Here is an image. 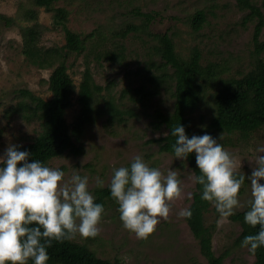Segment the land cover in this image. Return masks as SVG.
<instances>
[{
    "label": "rangeland",
    "instance_id": "rangeland-1",
    "mask_svg": "<svg viewBox=\"0 0 264 264\" xmlns=\"http://www.w3.org/2000/svg\"><path fill=\"white\" fill-rule=\"evenodd\" d=\"M252 1L264 15V0ZM31 4L32 0H0V11L13 18L9 23L0 19V157L5 156L9 144L28 142L39 130L35 120L26 121L16 113L10 115L6 111L17 100L18 89L28 88L44 98L51 95L47 80L52 68H39L21 53L20 28L32 22L25 20L23 13ZM57 5L69 11L67 26L87 36L85 49L80 53L71 52L66 58L76 89L81 72L88 64L97 83L104 85L111 81V92L123 114L117 119L110 118L103 111L96 113L79 138L75 139L82 151H65L52 157L48 166L64 171L65 180L73 170L81 176L88 175L89 191L96 200L98 191L108 187L113 169L130 167L137 155L164 174L169 169L177 171L183 188L181 198L171 202L169 219H161L155 232L146 240L137 239L123 228L118 204L107 196L102 201L105 212L99 225V235L94 238L77 236L74 240L86 243L100 257L118 259L120 264L206 263L186 219L177 216L191 202L195 184L188 177L194 173L185 160L160 151L156 140L167 132L156 112L166 114L172 111L173 80L167 76L156 84L147 79L148 58L159 59L153 54L155 40L142 30L131 31L124 37L118 32L127 25L142 24L145 20L141 13L150 12L153 18L148 23L149 31L168 32L176 50L183 56L196 46L201 52L203 64L209 61L220 63L227 66L225 76L239 77L255 61L253 33L256 19L249 17V9L240 8L236 0H62ZM33 8L37 10V20L41 25L40 44L63 45V31L53 24L51 12L43 7ZM198 9L204 11L205 21L201 28L193 30L190 19ZM259 38H264V27ZM105 51L114 52L116 59L106 58ZM119 52L121 57L117 54ZM261 56L264 58V53ZM171 70L167 68L166 71L170 73ZM75 97L76 93L73 94V105L66 111L68 123L78 112ZM211 115L209 100L193 111L190 116L192 136L207 133L219 140L222 134L223 139L219 142L237 158L238 164L241 163L238 173L250 176L254 166L250 160L255 159V149L264 146V128L255 130L248 138H242L237 133L211 129ZM96 177L104 181L103 187L96 186ZM249 183L246 179L240 190V202L244 206L236 211L247 207L251 198ZM260 183L264 184V180ZM219 219V214L210 204L204 213V222L212 231L214 253L223 255L224 264H255L254 255L242 244L235 243L241 231L239 222L229 217L218 226Z\"/></svg>",
    "mask_w": 264,
    "mask_h": 264
},
{
    "label": "trees",
    "instance_id": "trees-1",
    "mask_svg": "<svg viewBox=\"0 0 264 264\" xmlns=\"http://www.w3.org/2000/svg\"><path fill=\"white\" fill-rule=\"evenodd\" d=\"M62 0H32V6L24 11L25 20L31 21L20 28L21 53L33 65L39 68L51 67L48 76V88L50 97L44 98L35 94L28 88H20L17 91V100L6 108L8 114H17L26 121L35 120L39 130L33 138L14 146L19 151L30 153L29 162L41 161L48 166V161L61 155L65 151L79 153L82 147L77 145L83 129L99 111H103L110 118H121V110L111 92V81L102 85L94 80L88 64L81 72L77 89L72 76L68 71L67 55L71 52L80 53L86 47L87 36L70 29L67 26L69 11L66 7L57 5ZM240 8H248L249 17H254L256 23L253 33V51L255 61L252 67L243 75L236 77L225 76L227 66L217 62H201V52L194 46L187 56H183L176 50L173 38L168 32L153 33L148 29V23L153 15L150 12H142L144 17L142 24L127 25L118 32L122 37L131 31L145 32L155 43L152 44L153 54L159 57L154 60L148 58L147 79L159 84L168 76L173 80L172 95L174 97L173 109L170 113L156 112V117L165 125L168 136L162 135L156 139L160 151L174 154L172 144L175 137L171 136L172 129L181 125L185 128L186 135L192 137L191 114L204 101H210L212 115L209 127L218 132L237 133L242 138H248L255 130L264 128V38L260 39V32L264 27V15L260 8L252 0H236ZM43 7L51 12L52 22L60 26L65 43L61 46H44L40 44L41 25L38 22L37 10L33 7ZM0 19L7 23L12 17L0 11ZM205 21V13L202 9L196 10L190 25L193 30L201 28ZM91 35V33L89 34ZM88 35V36H89ZM121 57L122 53L119 52ZM114 52L105 51V57L116 59ZM167 68L172 70L168 73ZM78 104V112L71 123L66 120V111L73 105V94ZM195 175H200L195 162V153L185 160ZM5 165L0 164V167ZM111 198L109 187L98 191L96 203L102 204L104 197ZM202 186L195 184L192 199L187 208L192 211L190 219L185 218L193 235L199 242L201 253L206 258V263L197 264H224L223 255H216L212 249V231L204 222V213L209 208V202L202 200ZM113 200V199H112ZM114 201V200H113ZM245 207L236 211L230 218L238 221L241 231L235 239L236 244H242L246 235L255 234L259 226L253 228L244 221ZM49 260L47 264H120L118 259L110 260L100 257L86 243L76 240L63 243L53 242L47 249ZM255 264H264V247L259 248L255 254ZM29 264H34L29 260Z\"/></svg>",
    "mask_w": 264,
    "mask_h": 264
},
{
    "label": "clouds",
    "instance_id": "clouds-1",
    "mask_svg": "<svg viewBox=\"0 0 264 264\" xmlns=\"http://www.w3.org/2000/svg\"><path fill=\"white\" fill-rule=\"evenodd\" d=\"M168 136V133L164 134ZM174 156L186 160L195 153L200 175L190 174L194 184L202 186V200L213 205L221 222L244 205L240 190L246 179L250 181V199L244 221L258 232L246 235L242 247L255 252L264 247V146L255 149L251 175L238 173L237 158L210 134L189 138L185 128L172 129ZM251 152L252 149H249ZM30 153L19 151L9 144L0 157V264H47V249L53 242L63 243L99 235V225L105 212L89 191V176L73 170L65 180V172L58 167L45 166L39 160L29 162ZM97 187L104 181L95 178ZM111 198L118 204L119 218L125 230L137 239L146 240L163 219L171 213V202L181 198L183 188L178 173L169 169L164 174L151 167L142 156L133 158L130 167L113 169L108 183ZM191 198V193L188 194ZM179 218L192 217L189 208L178 213Z\"/></svg>",
    "mask_w": 264,
    "mask_h": 264
}]
</instances>
